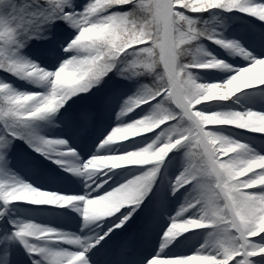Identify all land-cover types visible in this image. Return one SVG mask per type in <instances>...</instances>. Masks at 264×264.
I'll list each match as a JSON object with an SVG mask.
<instances>
[{
    "label": "snow or ice",
    "instance_id": "obj_1",
    "mask_svg": "<svg viewBox=\"0 0 264 264\" xmlns=\"http://www.w3.org/2000/svg\"><path fill=\"white\" fill-rule=\"evenodd\" d=\"M212 10H238L264 21V2L257 0H216L215 3L211 0H88L82 11L76 10L72 0H31L30 3L0 0V72L44 89L41 92L21 91L0 80V128L6 133L0 136V165H6L7 150L17 138L26 139L34 151L48 158L78 159L74 150H57L58 146H67L66 140L35 135L33 124L56 113L73 96L89 92L113 71L125 80L148 78L147 83H141L137 91L120 104L119 126L114 128L128 123L123 119L128 108H132L128 112L132 114L128 117L130 121L149 115L150 109L158 113L159 118L167 117L150 132L151 135H139L108 145L105 143L108 134L86 162L68 166L66 170L85 179L83 193L38 188L8 175L6 167H0V174H3L0 175V203L4 205L0 208V217L16 202L59 207L75 205V211L82 217L81 231L89 229L93 221L86 206L93 207L98 197L116 187L105 183L98 188L102 179L99 174L95 183L86 179L84 165L91 158L141 152L145 159L128 166H143V170L131 168L139 174L125 182L128 185L146 183L147 194L161 162L169 153L182 151V170L172 182L171 192L175 195L186 189L187 194L170 218L160 248L146 264H264V167L254 166L264 163V153L224 134L230 128L264 134V128L258 124L244 126L242 123L250 119L260 121L264 119V112L253 109L223 111L214 103L228 101L242 90L264 86V82L243 86L225 98H213L200 90L202 85H229V81L239 77L245 69H252L254 73L255 66L264 63V58L253 57L239 41L226 40L222 33L210 27L209 21L195 15ZM56 20L68 22L77 30L63 49L70 53V58L62 59L57 69L74 66L75 78L67 83L62 95L53 91L50 81L38 82L33 75L38 70H50L21 53L28 40L41 38V26H50ZM85 30L93 33L86 42L88 52L74 59L70 45ZM204 39L229 55L250 60V65L234 68L227 60L209 52L202 44ZM12 45L17 47L12 48ZM197 46H203L207 54L195 61L196 65H206L209 61L219 62L218 65L194 66L190 52ZM195 70H209L207 74L215 82H200L198 77L190 80L187 73ZM217 71L228 74V78L217 80ZM24 96L33 99L23 102ZM137 101L143 102L133 107ZM82 119L86 122L87 114ZM114 128L110 131L113 135ZM225 148H235V151L225 154ZM55 162L61 166L66 164L62 159ZM246 168L250 171L236 178L237 173ZM28 194L40 199L26 198ZM146 194L113 207L104 218L114 217L113 227H121ZM122 208L125 211L115 215ZM8 223L12 231L6 239L23 247L31 264H90L87 254L103 238L92 240L76 232L33 221L9 220ZM188 223L193 226L182 233L204 230L203 243L198 248H179L180 241H177L165 250L171 242L165 239V233L175 225ZM185 239L187 237H181ZM257 257L259 259H254Z\"/></svg>",
    "mask_w": 264,
    "mask_h": 264
},
{
    "label": "rangeland",
    "instance_id": "obj_2",
    "mask_svg": "<svg viewBox=\"0 0 264 264\" xmlns=\"http://www.w3.org/2000/svg\"><path fill=\"white\" fill-rule=\"evenodd\" d=\"M72 2L75 5L77 11H82L83 7L88 3V0H72ZM257 2H264V0H257ZM227 12L232 15H236L238 18L235 19V21L238 23L236 25L238 26L235 28L231 27L234 34L229 38L235 40L236 35L237 41H239V43L245 49H247L249 52H254L255 42L257 41L256 37L264 33V21H261L258 17H253L250 14H236L235 10ZM60 22V20H56L50 26H41V38L37 39L40 41L41 45L37 46V50L29 48V44H36V41H34L36 38L28 40L26 46L21 50V53L24 56L50 71L57 70L62 59L70 58V53H65L63 49L66 46V43L77 34V30L74 28L73 32L64 38V41L60 40V42H55L64 33V31L58 26ZM20 39L23 40V37ZM61 42L63 43L62 45ZM15 47H17V45H12V48ZM217 55L227 60V62L231 65L234 64L237 67L243 66L242 62L237 63V55H229L225 50H222L221 54ZM72 71V68L68 69L69 78H71ZM216 74H221L224 78H228V74L226 73L217 71ZM110 75L118 76L115 71L110 72L107 76L110 77ZM202 75L205 78H198L200 82H211L210 78L206 77L204 73H202ZM0 80L7 81L21 91H44V89L35 87L27 80H20L16 77L10 79L6 76V73L5 77H3L2 72H0ZM135 80L137 79H122L119 83H124L126 86H124L123 90L120 91L121 93L105 92L104 90L108 91L111 89V87H106L107 85H104L105 87L102 89V85L99 83L90 89L89 92L73 96L56 113L50 114L43 120L34 122V125L36 126L34 134L43 136L45 138L64 139L68 142V144L67 146H58V151L74 149L76 153L82 155L83 159L87 158L86 153L92 148L100 145L103 141V138H105L110 133L112 128L119 126L117 113L120 111V104L127 96L135 93L140 86L133 83ZM115 85L116 84H112V87L115 88ZM92 98L99 101V108L96 107L95 110L97 111L98 109H101L100 111L103 112V114H101L99 117L95 114H92V109H94L91 107L94 105ZM218 102L219 101L214 103L218 104ZM80 106L82 107L80 108ZM225 106H227V108H224ZM225 106L220 105V110H236L242 112L248 109L259 110L262 106H264V89L255 88L250 91H245L242 94L240 93V95H236V97L230 99L228 105ZM76 110L79 112L77 114V119L72 116ZM137 111H139V109H137ZM84 114H87L88 116V120L86 122L82 119ZM131 115V113H128L125 117H123L125 122H130L128 117ZM224 134L230 138L236 139L239 142L248 144L253 149L259 147V143L256 139L243 133L242 131L236 130L235 128H230ZM3 135H6V133L2 128H0V136ZM144 135H151V133H146ZM18 141V138L15 139V141L12 142L10 148L7 150L8 159L6 165H0V167H6L8 175L31 183L38 188H41L44 185L47 187H53V185L61 183L60 180L55 177V168H57V163L55 160L58 157L53 156V158H48L45 155L40 154V158L39 156H33L25 149L19 151L17 150L20 146ZM20 152L22 153L21 155L17 154ZM182 155V151L169 153L168 157L163 162H161L157 177L155 178L150 191L145 195L141 205L136 209L135 212L132 213L137 216H144L145 221L146 217L158 220L159 224H162L161 232L166 231L167 227L170 226V218L174 216V213L178 210L187 194L186 189H181L175 195H173L171 192L172 182L182 170ZM15 158L18 160L17 162L14 161ZM133 167L138 168L141 171L143 170V166H132L125 169L124 173L120 175V181L118 182L119 184L125 182L126 179L139 174V172L131 171V168ZM22 174H25V176ZM119 184H117V186ZM0 208H4L2 203H0ZM123 211H125V209L120 210V212ZM5 213L7 214V223L5 226L4 224L0 225V264H29L28 254L24 251L23 247H21L18 243L8 241L6 239V237L12 231V225H10L8 221L31 220L40 225L50 226L47 215L44 212L32 211L31 214H33L36 218L40 217L41 219L36 220L33 217L23 219L19 217V215L14 211L12 204H10L5 209ZM52 215H54V213H49L50 217ZM165 215L167 216L166 218ZM163 217L165 218L164 221H162ZM160 218L162 219L160 220ZM113 220L115 219L113 218ZM150 230L152 231V229ZM203 233L204 230H193V235L195 238H198V241L203 237ZM159 247L160 243L158 242L157 248ZM178 247L180 248V246ZM154 253L155 251L146 249V251H144L142 254V260L140 264H146L147 260L153 256Z\"/></svg>",
    "mask_w": 264,
    "mask_h": 264
},
{
    "label": "bare ground",
    "instance_id": "obj_3",
    "mask_svg": "<svg viewBox=\"0 0 264 264\" xmlns=\"http://www.w3.org/2000/svg\"><path fill=\"white\" fill-rule=\"evenodd\" d=\"M256 38L257 41L255 42V50L254 52H250V53L252 54L253 57L264 58V33ZM236 60L237 63L242 62L243 66H249L251 63L250 60H245L243 57L239 55H237ZM232 66L234 68L243 67V66L237 67L234 64ZM219 75H220L219 78L223 77L221 74ZM255 88L264 89V86H254L253 88L242 90L241 92L235 94L233 97H236V95H240V93L242 92L253 90ZM229 100L220 101V103H222L221 105L225 106L228 105ZM224 108H227V106H225ZM256 111L264 112V106H262L259 110ZM235 129L238 131H242L243 133L248 134L252 136V138L256 139L257 142L259 143V147L254 150L264 153V134L253 133L250 130H242L237 128ZM101 145L102 142L98 146ZM98 146L92 148L90 150L91 152L90 151L87 152L86 153L87 158L84 159L82 158V155L78 153H77L78 159L77 157H58L57 159H62L66 161L65 166H61L60 164L57 163L56 164L57 168H55L56 170L55 177L59 179L61 183L55 184L53 185V187L50 186L47 187L44 185L43 188L48 190L62 189L74 194L83 193V191H85V184H86L85 179L83 177L76 176L71 171H68L66 169L68 166L72 164H81L86 162L92 156V154L97 151ZM67 150L69 149H66L65 151ZM117 152H118V148H117ZM129 167L132 166H127L124 169H115L112 170L111 172H108L107 176L105 177H111V179L107 178V183L109 185H113L114 187L117 186V184H119L118 182L120 181L119 179L120 175L123 174L124 170ZM103 178L104 177H102V179ZM14 204H18V205L21 204L22 206H29L32 208L39 207L41 210H44V212L48 215L47 218L50 222V227L52 228L76 232L81 236H87L92 240H95L96 238L102 236L103 238L99 239V243H96L95 246L91 249V251L87 254V258L89 259L90 264H111V262L115 260H118L116 264H139L140 260H142V252L145 251V246L148 244L156 243L157 239L161 245V242L164 239L165 231L161 232L162 224L161 223L159 224V221L154 218L150 219V217H146V221H145L144 216H137L135 214H132V217H130L129 220L126 221L119 228L113 227V224L115 223L114 222L115 220H113L114 217L103 218L99 222H95V221L92 222L89 226V229H85L81 231L82 217L80 213L75 211V205L59 207V206H51V205H32L25 202H16ZM53 209L60 210L55 212L59 215L54 214L50 217L49 212H51ZM119 212L120 210L115 215H118ZM166 217L167 216L165 215V218ZM6 218H7V214H5L0 218V225L3 224L4 226L6 225L7 223ZM165 218L164 217L163 219L160 218V220L162 219V221H164ZM52 223L56 227L53 226ZM150 229H152V231ZM181 237H187V239L181 240ZM177 241H180V244L177 245V247L180 246V248H184V247L198 248L200 244L203 243V237L198 241V238H195L193 235V230H189V232L187 233H181L176 237H174L171 240L170 244L165 247V250H167V248L171 247L173 244H176ZM159 248L155 247V252ZM28 262L29 264H31L30 260Z\"/></svg>",
    "mask_w": 264,
    "mask_h": 264
},
{
    "label": "clouds",
    "instance_id": "obj_4",
    "mask_svg": "<svg viewBox=\"0 0 264 264\" xmlns=\"http://www.w3.org/2000/svg\"><path fill=\"white\" fill-rule=\"evenodd\" d=\"M216 0H211V3H215ZM264 14V13H262ZM93 33L88 32L87 30L81 32L80 36L76 38L70 45L71 50L74 53V59L76 57H80L85 55L88 52L87 41L91 38ZM68 51V49H65ZM206 51L203 46H197L194 50L190 52L193 65L200 67H209V66H217L219 62L209 61L206 65H196L195 61L202 58L206 55ZM74 66H69L68 68H64L57 71H44L38 70L33 75L36 76L37 81H50L51 87L53 91H58L61 95L63 94L67 83L70 80L75 78V72L72 71L71 78L68 75V69ZM188 78L194 81L197 78V75L194 73H187ZM255 82H264V63H259L254 68V73L252 69L243 70L239 77H233L231 81H229V85H225L223 87L219 85H208V86H200V90L205 91L206 93H210L213 98H225L231 94H234L236 91H239L243 86H250ZM23 102H28L33 99L31 96H24ZM143 101H137V104L133 105V107L138 106L139 103ZM132 108H128L124 115L126 116L128 112H131ZM167 117H158V113L153 112L151 109L149 110V115L142 116L138 119L132 120L119 129L114 128L113 132L109 134V137L105 139V143L108 145L119 144L125 140L134 138L139 135H144L146 133H150L154 131L159 124L163 123ZM244 126H250L251 124H258L261 128H264V119L260 121H243ZM235 151V148H225L224 152L227 154L228 152ZM145 157L141 152L130 151L128 153L120 154V155H110V156H96L91 158L87 164L84 165V173H87L86 179L92 180L95 183V179L97 178V174L100 177L107 176L108 172H111L114 169H118L121 167H125L132 164H137L141 162ZM254 166L264 167V163ZM106 170V171H105ZM250 169L246 168L243 171L237 173V177L239 178L242 175H245ZM83 174V173H82ZM111 179V177H107ZM107 183V180L101 179L100 183L97 187H101L103 184ZM147 184L141 183L136 185H128L127 182L121 183L115 188L111 189L108 193L103 194L101 197H98L94 202V206L89 208L86 206V212L91 217L92 221L102 220L105 214L110 213L113 207H117L121 205L123 202L129 199H137L146 194ZM26 198L39 200V196H32L28 194ZM75 199V198H69ZM63 203V201H60ZM118 210V208H117ZM193 224H178L170 228L169 232L165 233L166 240H172L174 237L179 235L180 233L186 231L189 227H192ZM264 227V225H262Z\"/></svg>",
    "mask_w": 264,
    "mask_h": 264
},
{
    "label": "trees",
    "instance_id": "obj_5",
    "mask_svg": "<svg viewBox=\"0 0 264 264\" xmlns=\"http://www.w3.org/2000/svg\"><path fill=\"white\" fill-rule=\"evenodd\" d=\"M23 2L30 3L31 0H23ZM195 15L197 17H202L206 21H209L210 27L214 28L218 33H222L223 38H225L226 40H232V38H229L233 35L230 33V30L234 24H237V22L234 21L236 18V15L235 16L231 15L227 11H222V10H212L210 12H206V13H202V14H195ZM60 21L61 22L58 25L64 31V34L62 35L63 37L61 36L64 39V37H67L68 35H70L73 32L74 28L68 22H65L63 20H60ZM35 41H37L36 42L37 45L40 44L39 40L36 39ZM202 44L206 47V49L209 52H212V53H215V52L219 53L218 50L221 49L219 46L208 41L207 39H204L202 41ZM207 72L208 71H206V70H195L194 74H196L198 78H205L202 75V73H204L206 75V77L210 78L211 82H214L213 79L207 75ZM5 73L2 72L3 77H5ZM6 76L9 77L10 79H12L14 77V76H11L9 73H6ZM107 77H108V79L106 80ZM107 77H105V79L103 78L100 83H105V84H106V82H109L111 84H112V82L119 83L123 79L122 77L116 76V75H112V76L110 75V77L109 76H107ZM216 78H217V80L219 79L217 76H216ZM147 82H148L147 77H141L139 80H135L133 83L140 85L141 83H147ZM123 87H124V83H120L119 89L123 88ZM33 129L34 130L36 129L34 124H33ZM18 139H19V142H21L22 144L30 146L29 143L26 141V139H24V138H18ZM30 148L33 149L32 146H30Z\"/></svg>",
    "mask_w": 264,
    "mask_h": 264
}]
</instances>
